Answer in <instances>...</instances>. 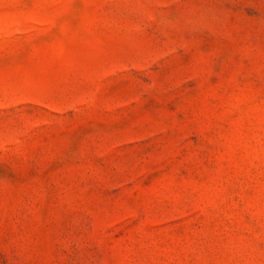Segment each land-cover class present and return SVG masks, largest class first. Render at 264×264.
Wrapping results in <instances>:
<instances>
[{
	"label": "rangeland",
	"instance_id": "rangeland-1",
	"mask_svg": "<svg viewBox=\"0 0 264 264\" xmlns=\"http://www.w3.org/2000/svg\"><path fill=\"white\" fill-rule=\"evenodd\" d=\"M0 264H264V0H0Z\"/></svg>",
	"mask_w": 264,
	"mask_h": 264
}]
</instances>
